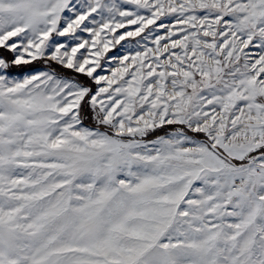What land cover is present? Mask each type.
<instances>
[{
    "label": "snow or ice",
    "instance_id": "snow-or-ice-1",
    "mask_svg": "<svg viewBox=\"0 0 264 264\" xmlns=\"http://www.w3.org/2000/svg\"><path fill=\"white\" fill-rule=\"evenodd\" d=\"M0 264H264V0H0Z\"/></svg>",
    "mask_w": 264,
    "mask_h": 264
},
{
    "label": "rangeland",
    "instance_id": "rangeland-1",
    "mask_svg": "<svg viewBox=\"0 0 264 264\" xmlns=\"http://www.w3.org/2000/svg\"><path fill=\"white\" fill-rule=\"evenodd\" d=\"M117 48H119V46H117ZM112 53H109V55H111ZM38 66H41L42 67V65H38Z\"/></svg>",
    "mask_w": 264,
    "mask_h": 264
}]
</instances>
